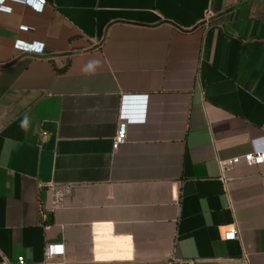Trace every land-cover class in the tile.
<instances>
[{
  "label": "crops",
  "instance_id": "obj_1",
  "mask_svg": "<svg viewBox=\"0 0 264 264\" xmlns=\"http://www.w3.org/2000/svg\"><path fill=\"white\" fill-rule=\"evenodd\" d=\"M46 2L0 12V264H264V0Z\"/></svg>",
  "mask_w": 264,
  "mask_h": 264
},
{
  "label": "built area",
  "instance_id": "obj_2",
  "mask_svg": "<svg viewBox=\"0 0 264 264\" xmlns=\"http://www.w3.org/2000/svg\"><path fill=\"white\" fill-rule=\"evenodd\" d=\"M13 3L26 5L31 9H33L34 11H36L37 13H42L47 5L46 0H0V12L11 13L12 8L9 5ZM211 18H212V12L210 11L207 13L204 21L206 23H209ZM23 30H27V28L23 27ZM15 49L23 53H30L36 55L45 54V47L43 44L30 45L23 42H17L15 44ZM125 143H126V137L122 134H119L114 140V144H113L114 151H117ZM242 162H244L247 166L264 165V152L248 154L233 160L234 165H239ZM50 189L52 191H57L58 194H61V191L58 190V188L55 185H51ZM42 216L44 219L47 217L44 211H42ZM237 238H238V233L236 231L229 232L225 235L226 241H235L237 240ZM64 253H65V247L63 245H51L47 247L44 254L45 261L43 264H50L52 261H54L55 258L63 256ZM2 264H11V263L4 260ZM16 264H28V263H26L25 259L21 257Z\"/></svg>",
  "mask_w": 264,
  "mask_h": 264
},
{
  "label": "clouds",
  "instance_id": "obj_3",
  "mask_svg": "<svg viewBox=\"0 0 264 264\" xmlns=\"http://www.w3.org/2000/svg\"><path fill=\"white\" fill-rule=\"evenodd\" d=\"M98 61H90L86 67L84 68L85 72H93L96 68V66L98 65ZM28 123L27 117L24 118L23 122H22V127H26Z\"/></svg>",
  "mask_w": 264,
  "mask_h": 264
}]
</instances>
